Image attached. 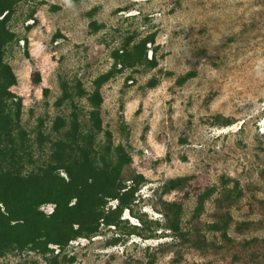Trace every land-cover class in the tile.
I'll return each mask as SVG.
<instances>
[{
	"label": "rangeland",
	"instance_id": "rangeland-1",
	"mask_svg": "<svg viewBox=\"0 0 264 264\" xmlns=\"http://www.w3.org/2000/svg\"><path fill=\"white\" fill-rule=\"evenodd\" d=\"M10 28L20 38L6 54L18 81L10 91L22 100L31 138L40 119L52 134L54 119L70 116L75 105L79 120L90 111L86 98L56 107L64 83L92 91L111 69L113 51L154 35L147 58L156 57L157 67L127 69L107 82L101 119L132 158L126 175L146 180L137 216L125 213L123 226L139 227L141 216L150 226L145 233L156 237L121 236L113 246L120 233L103 227L62 255L75 256L73 264H264V0H28ZM188 74L194 76L180 86ZM48 148L34 146L38 164ZM177 178L184 184L165 193ZM172 202L182 205L184 237L166 229ZM41 209L49 214L54 205ZM217 223L225 227L212 229ZM25 262L48 264L33 253L0 258Z\"/></svg>",
	"mask_w": 264,
	"mask_h": 264
},
{
	"label": "trees",
	"instance_id": "trees-1",
	"mask_svg": "<svg viewBox=\"0 0 264 264\" xmlns=\"http://www.w3.org/2000/svg\"><path fill=\"white\" fill-rule=\"evenodd\" d=\"M27 1L0 0V258L33 253L48 264H73L75 256L62 255L69 244L79 239L92 240L103 227L120 233L109 243L113 246L121 236L155 239L156 235L145 233L150 226L141 216L137 217L139 227L134 225L127 230L123 226L127 224L122 217L125 211L137 216L133 209L139 203L138 192L146 180L141 174L126 175L132 158L123 145H114L112 133L104 130L101 119V89L107 82L127 69L157 67L156 57L147 58V45L154 43V35L135 43L128 41L113 51L111 69L93 81L92 91L79 81L70 88L64 83L56 107L66 102L73 106L75 98H86L90 111L85 119L79 120L75 105L70 116L54 119L52 134H45L44 122L40 119L33 139L22 126V100L10 91L18 81L6 61L9 49L20 41L10 22L18 6ZM32 17L31 14L29 19ZM91 27L93 32L102 28L94 22ZM193 76L181 77L178 84L184 85ZM40 81L37 75L35 82ZM102 132L104 140L100 142ZM47 144V160L38 164L34 146L42 150ZM184 182V178L171 180L164 185V192L177 190ZM212 192L208 189L199 197L197 211ZM113 201H117L116 208L110 206ZM46 205H54L52 214L42 211ZM181 215V204L165 205L166 229L176 238L184 237ZM224 227L218 223L211 225L214 230ZM55 250H58L56 254Z\"/></svg>",
	"mask_w": 264,
	"mask_h": 264
},
{
	"label": "clouds",
	"instance_id": "clouds-1",
	"mask_svg": "<svg viewBox=\"0 0 264 264\" xmlns=\"http://www.w3.org/2000/svg\"><path fill=\"white\" fill-rule=\"evenodd\" d=\"M113 202H114V201H113ZM113 202H112V203H113ZM115 202H116V204H115V205H112V203H110V206H112L113 208H116L117 201H115ZM42 211H43V210H42ZM52 212H53V211H52ZM52 212H50L49 214H52ZM127 212H128V211H125V212H124V214H125V213H127ZM128 213H129V212H128ZM46 214H48V213H46ZM124 214H123V216H122V217H123V219H124ZM129 215H130V213H129ZM124 220H125V219H124Z\"/></svg>",
	"mask_w": 264,
	"mask_h": 264
}]
</instances>
